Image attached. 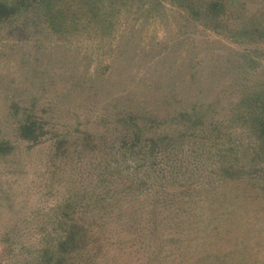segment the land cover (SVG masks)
I'll return each instance as SVG.
<instances>
[{"label": "rangeland", "instance_id": "374dc122", "mask_svg": "<svg viewBox=\"0 0 264 264\" xmlns=\"http://www.w3.org/2000/svg\"><path fill=\"white\" fill-rule=\"evenodd\" d=\"M222 1L230 16L219 21ZM106 2V30L47 31L31 13L29 34L0 32V264H49L43 251L69 226L63 204L93 192L95 164L85 166L102 158H58L54 139L80 129L111 137L112 97L129 90L157 115L146 135L176 137L186 164L162 163V185L127 201L120 220L110 199L79 212L87 224L111 222L96 225L92 264H264V0ZM27 115L53 129L40 144L20 135Z\"/></svg>", "mask_w": 264, "mask_h": 264}, {"label": "trees", "instance_id": "16d2710c", "mask_svg": "<svg viewBox=\"0 0 264 264\" xmlns=\"http://www.w3.org/2000/svg\"><path fill=\"white\" fill-rule=\"evenodd\" d=\"M107 3L106 0H86L83 4L78 0H0V32L11 33L19 31V29H25L29 34L32 25L29 24L28 20L32 21V18H29L28 15L31 13L38 18H46L47 24H44L46 26L44 30L47 31L48 26L51 27L60 23L64 24V28L73 34L78 31L79 27L86 29L88 25L93 24L98 27L100 22L105 24V27L103 25L102 28L106 30L111 26V16L113 14V10H110ZM217 5L219 6V3ZM225 11L227 12L226 3L222 1V4L214 13L217 16L216 20L221 21L224 16L229 18L230 13H223ZM69 14L71 17L68 19ZM79 16L83 18L79 19ZM35 21L37 20L35 19ZM2 53L0 50V60H2ZM133 63L134 61L130 63L129 60L130 65ZM111 70L112 66L109 65L104 75ZM110 86L112 91L116 86L120 87L121 83H110ZM262 98L256 99L259 102L258 106H261ZM162 101H166L165 96L162 97L160 102ZM14 105L17 111L21 110L22 105L16 102H14ZM148 105H151V103L147 97L138 96L137 92L132 90L125 91L121 95L117 94L112 97L110 106L116 108L114 116H112V119L116 121V125L115 128L111 129L113 131L111 137L90 129H80L77 135L65 134L54 139L53 151L58 158L67 160L82 158L83 160L89 153L94 155L101 153L102 158L99 163H89L88 166L85 164V168L89 171L92 170V166L95 164V174L93 175L97 177V180L89 173L94 178V181H92L94 185L93 192H84L83 195L78 193L77 197L72 196V199L68 197L65 204H63L67 205L68 209L65 212L63 211L64 216L61 220L69 226L64 227L63 235L48 247L46 246L43 251L49 264H76L77 257H79V264H82L81 261L92 264L95 256L99 253L98 250L92 252L94 244L100 241L101 248L103 245L99 235H93L96 225L101 224V227H106L111 222H96L95 220L100 218V216H97L94 223L89 222L87 224L84 222L87 218L80 216L79 212L87 214L90 209L94 210L99 204L108 203L110 199L113 201L110 206L115 207L116 210L113 215L120 220L127 201L130 200L129 202H132L133 205L136 202H141L147 193L150 195L152 189H157L162 185H159V179L163 178L164 175H154V173H158L160 169H163L162 163H168L171 160H173L172 163H175L176 160L180 166L186 164L185 153L180 156V153L176 154L173 151L182 144L176 137L168 136L167 138L165 134L146 135L147 130L155 123L154 118L157 116L155 111H152ZM19 130L24 139L37 141L38 144L43 141L47 133L53 131L48 127L46 119L39 115H27L26 121L21 122ZM258 132L261 137H264V119L261 122V131ZM108 138L110 139L108 140ZM164 139L167 142H164ZM0 144H2L0 145V153L3 148V152H6V144ZM200 145H205V143L202 142ZM261 149H264V139ZM257 154V157H260L261 152H257ZM146 156H148V159ZM195 158L199 162L200 158ZM155 160H158L157 166L154 163ZM81 163L85 162L82 161ZM189 165L194 167L195 161L189 162ZM233 168L236 167H231V169ZM228 170L230 169L228 168ZM156 178L159 182L154 180ZM172 178V175L167 177L170 182ZM83 180H87V175L83 177ZM170 182L168 181V184L171 186ZM101 188H106V193H103ZM105 195L107 196L105 197ZM127 197H130V199ZM89 225H92L93 230L89 229Z\"/></svg>", "mask_w": 264, "mask_h": 264}]
</instances>
